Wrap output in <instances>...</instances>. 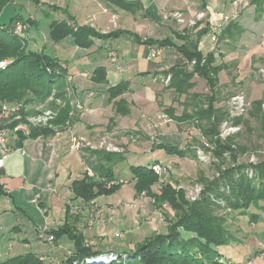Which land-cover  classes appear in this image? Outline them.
<instances>
[{
    "label": "crops",
    "instance_id": "crops-1",
    "mask_svg": "<svg viewBox=\"0 0 264 264\" xmlns=\"http://www.w3.org/2000/svg\"><path fill=\"white\" fill-rule=\"evenodd\" d=\"M124 1L138 2L140 4L138 11L123 10L113 0H42L39 4H32L35 10L43 13L42 16L46 20L59 12L58 15L62 19L60 21L67 20L75 27H90L101 35L117 34L106 39L92 38V47L86 49L79 47L73 36L59 43H53L56 47L53 48L52 53H59L62 60L57 56H50L58 59L68 73L66 82L67 91L71 95V112L67 124L60 130L57 126L52 127L53 133L42 134L37 138L28 137L30 129L26 125H21V132L27 138L22 144H19L16 133L10 131L8 134L11 152L4 169L0 170V183L7 193L36 192L35 200H31L32 205L38 203L42 209L45 208L46 214L51 213L53 218L48 222L57 221L58 227L48 228L43 222L44 217L29 220L34 225V229L39 231L40 228H44L53 238L51 233L65 223L66 205L71 209L74 226L85 237L86 224L83 223L85 216L89 217L90 221L101 214L112 218L117 214L118 207L131 206L137 212H144L146 209L143 207L150 204L155 211L147 215L144 226L154 224L152 219H155L159 212L154 206V200L145 193L137 195L131 173V167L136 164L131 163L130 159L142 163L140 160L144 157L140 155L143 154L146 158L149 156L151 159L149 163L136 166L150 167L154 163L161 164L162 154H167L168 158H175L162 148L163 145L186 150L182 147V134H180L181 125L185 122L173 120L167 112L172 108L175 110V115L181 117L185 107L178 105L181 100L179 97L176 99L177 96L168 88V77L164 74L175 66L187 64V61L175 47L162 48L158 44L149 45L146 41L151 40L156 43L169 39L177 46H182L184 37H189L190 40L197 38L206 27L209 28L212 21L225 16L236 14L238 17L235 21L241 24L242 8L250 5L248 0H232L229 7L228 0ZM234 3L237 5L234 6ZM253 11L255 7L251 6L244 14H249L251 18ZM201 12L206 14V19L199 21L200 24L194 27L182 25L174 17L175 13H180L186 21H189L195 19ZM36 23L33 28L39 30V20ZM50 23L45 34L47 40H50L48 37ZM31 39L40 41L38 34ZM199 45L204 54L214 51L212 49L214 41L210 34L203 35ZM45 48L44 46L43 49ZM151 48L160 49L162 54L152 59ZM154 60L156 61L153 62ZM99 69H103L105 74L97 75ZM189 69H192V65H189ZM103 78L106 80L104 83L95 80L100 81ZM121 83H128V91L113 102L109 101V89ZM196 89L193 93L198 92ZM120 99L127 101L128 115L119 114L120 109L117 108L116 103ZM54 116L56 118L57 113ZM164 116L170 120L168 124H164V119H158ZM81 140L84 142H80L77 146L76 142ZM107 140L114 141L117 145L116 151L109 152L124 157V161L114 165L115 183H122L123 186L113 195L101 196L90 204H85L82 199L75 198L71 189L72 184L83 179L86 174L94 179L98 176L101 163L96 151H104V148L98 147V144ZM90 143L93 146H89ZM166 165L171 167V164L166 163ZM43 177L46 181L42 180ZM155 188L157 185L153 186V191ZM80 206L81 215L78 212ZM89 207L92 213L88 216ZM36 211L40 213L38 209ZM115 227L116 225H113V228ZM155 232L159 233L154 229L145 238ZM64 240H67V245L73 248V242L67 237L60 239V243L59 241L54 243L59 246Z\"/></svg>",
    "mask_w": 264,
    "mask_h": 264
},
{
    "label": "trees",
    "instance_id": "trees-1",
    "mask_svg": "<svg viewBox=\"0 0 264 264\" xmlns=\"http://www.w3.org/2000/svg\"><path fill=\"white\" fill-rule=\"evenodd\" d=\"M27 1L39 4L42 0H0V16L8 5ZM113 2L128 12H136L140 7V4L135 1L113 0ZM251 4L255 7L256 18L263 19L264 0H252ZM20 6L22 7V5ZM23 22L25 25L29 24L30 28L37 25L36 21H32L31 18L24 19L20 16L14 18L8 26L3 27L0 24V61L12 60L6 69L0 70V101H22L26 106L41 105L53 93L54 88L61 90L54 99H61L63 104L62 106L58 105L57 108V103H54L55 111L58 112L55 120L51 122L53 128L57 126L60 130L62 126H66L68 115L71 112L70 99L66 93L67 70L63 68L58 59L46 54L44 51L27 50L24 45L25 36L16 35L14 32L16 25ZM199 24L197 23V26ZM243 30V26L238 22H230L216 41V49L222 43L235 40L242 35ZM206 34H210L208 27L195 39L190 40L189 37H184L182 46H177L169 39L156 43L149 40L146 43L149 45L158 44L162 48L175 47L185 58L187 64L175 66L164 74L166 77H170L168 88L179 98L186 97L183 103L185 109L181 117H177L175 110L172 108L168 109L167 112L173 120L178 122H193L195 124L196 122L197 124L205 122V126L200 124L198 126L202 128V135L213 142V138L218 134L219 127L225 121L226 113L214 106V95L207 96L205 101H201L202 95L193 93L197 86L195 79L199 78L205 81L208 89L214 93L220 83V73L225 70L228 71L229 66L227 63L216 64L217 55L215 51L204 54L200 50V40ZM115 35L117 34L101 35L90 27H75L70 25L69 21L60 20H54L50 23L48 33L49 39L55 43L73 36L76 44L84 49L92 47V38L106 39ZM193 62L195 64L192 65ZM189 65H192V69H189ZM98 73L105 74V71L99 69L97 75ZM95 80L98 83L106 81L105 78L100 81ZM128 89V83L111 87L108 91L109 101L113 102L120 98ZM116 104L117 108L120 109V115L129 114L127 101L120 99ZM23 115L27 116L28 113ZM253 122L258 125L260 137L264 139V99L256 100L251 104L246 120L242 118L236 120L237 124H244L247 129H250ZM20 124V121H15L8 125V129L12 131ZM52 127L45 129L31 127L28 137L37 138L42 134L53 133L54 129ZM16 134L19 138V144L27 139L21 130ZM234 138L231 137L226 142L220 140L217 142L215 155L223 161L224 154L231 152L234 161L228 165L225 171L219 170L221 177L207 185L199 201H190L186 197L185 190H177L170 183L164 187L162 186L160 191L155 193L152 188L158 184L159 177L152 171L151 166L135 165L131 167L137 195L140 196L145 193L146 196L154 200V206L157 209L168 206L175 212V216L168 221L166 232H155L136 244L134 248L126 249L122 254L114 252H112L114 255L112 253L108 254L90 246L84 234L74 226L71 209L68 207L65 223L51 233L55 242L67 237L74 245L69 256L61 264H89L84 263V261L94 258L97 261H102L100 259L103 256L106 258L108 255L117 256V262L103 260L101 264H108L109 262H111L109 264H228L229 261L220 253V248L230 246L234 238L227 227V221L217 215L216 205L209 195L215 193L218 198L224 200L231 207L230 209L243 215L252 206L258 207V203L264 202V165L260 167L250 165L252 168L247 164L238 165V162H236L238 154H244L248 149L245 145L236 143ZM232 146H237V149H233ZM162 148L171 155L187 157L188 154L187 151L178 147L163 145ZM96 155L101 163L97 173L98 176L94 179L86 174L83 179L75 181L71 187L75 198L82 199L85 204H90L101 196L113 195L123 186L122 183H115L114 174V165L124 161L123 155L105 150L96 151ZM192 156L195 158V153ZM248 167L253 170L254 176L259 174L261 178L254 177L249 180L248 173H244ZM237 175H239V179L235 181ZM199 180L200 182L204 181L203 177H200ZM109 184L110 186H108ZM4 195H7V193L0 183V196ZM255 217L251 216L255 222H258ZM125 256L129 258L125 259ZM0 264L53 263L46 262L45 259L33 253L1 259L0 250Z\"/></svg>",
    "mask_w": 264,
    "mask_h": 264
},
{
    "label": "rangeland",
    "instance_id": "rangeland-1",
    "mask_svg": "<svg viewBox=\"0 0 264 264\" xmlns=\"http://www.w3.org/2000/svg\"><path fill=\"white\" fill-rule=\"evenodd\" d=\"M231 1L232 0H228V7ZM248 2L250 5H247L244 9L242 8L241 18L243 16V22L241 24L244 28L242 35L233 41L222 43L217 49V42L213 40L214 46L212 45V49L217 55L216 64L220 65L227 63L229 66L228 71L225 70L220 73L219 86L214 93H212L208 89L205 81L196 78V91L198 92L195 94L202 95L200 100L205 101L207 96L214 95V106L222 109L223 113H226L225 121H223L222 125L219 127L218 134L213 138L212 142V140L202 135V128L198 126L200 123L197 124L196 122L195 124L193 122H185L181 125L180 134H182V147L188 152V157L173 155L172 157L175 158H168L169 156H167V154L160 155L162 160L161 164L163 166H167L166 163L171 164V167H168L167 179L165 183L160 186L164 187L170 183L177 190H185L187 198L193 193L194 189L200 188L201 193L197 201L202 198L207 185L221 177L219 170L221 169L222 171H225L228 165L232 164L234 161L231 152H226L224 154V163L215 155L217 142L219 140L221 142H226L227 139L235 137L234 139L236 143L247 147L248 151L246 153L238 154V159L236 160L238 165L247 164L250 168H252V166L260 167L264 165V139L260 137L258 125L253 122L250 129H247L244 124L236 123V120L238 119L242 118L243 120H246L248 118V111L254 101L264 99V17L262 20L257 19L255 11H253L254 14L251 13L253 15L251 18L249 17V14L245 15L244 12L246 9H249L252 6L251 0H248ZM32 4L33 3L30 2H20L19 4L8 5L1 13L0 24L3 27L8 26L14 18L19 16L24 19H28L29 17L32 21L36 22L39 20V30H36V28H30L29 24H26L28 25V31L24 35L26 38L24 45L28 51L42 50L45 51L46 54L57 56L62 60L59 53H52L53 48L56 47V45L53 44L55 42L47 40L45 37L49 23L53 20H62L61 16L58 15L59 12L55 14V16L46 20L42 16L43 13L40 10H35ZM20 5H22V7ZM241 5H243V2ZM32 11H34V13H31ZM190 20L195 21L196 18ZM184 25H189L188 20ZM36 34L39 35V42L35 40L32 41L31 39L32 36ZM44 46L46 47L45 49H43ZM115 54L117 53L115 52ZM6 60L12 62L11 59ZM60 91L61 90L54 88L53 93L48 96L44 101V104L41 105L26 106L22 101L0 102L7 103L10 106L21 104L22 111L20 116L22 119L19 120L20 123L23 126L26 125L29 129L31 127L35 129H45L52 127L51 122L55 118L54 114L56 115L58 112L55 111L56 107L54 103H57V108L58 105L62 106L63 104L61 99H54ZM66 93L67 97L70 99L71 95L67 89ZM237 95L243 96L245 99L244 102L248 105V110L246 108L245 112L242 111V108H234L233 106V98ZM177 98L178 96L176 99ZM185 99L186 97L184 96L180 97L179 100L181 101L178 105H183ZM45 112L53 113V119L46 123H41L40 125H34L29 122V119L37 118ZM179 112H181V110H179ZM24 113H28V115L24 116ZM13 119L14 117H11L10 119L6 118L4 122L6 123L7 121H10V123H14L15 121H13ZM158 119L163 120L164 118L158 117ZM165 120L166 119L163 120L164 124L170 122L169 119V121ZM226 122H228V125L226 126L228 129L236 128V130L234 132L226 130ZM204 124L205 122H201L200 125ZM102 143H104V141L98 144V147H101ZM106 143L117 150V145L114 141L107 140ZM90 144L93 146L92 143ZM232 148L237 149V146H232ZM104 150L106 149L104 148ZM198 151H202L207 160H201L198 156ZM235 152L237 153V151ZM194 153L196 155L195 158L192 156ZM140 156L144 157L140 160L142 163L135 162V160L131 161L132 159H130V162H133L134 165H146L151 160L149 156H147L149 159L143 154ZM175 165L176 168H174ZM249 167L244 171L245 174L248 173L247 177L249 180L254 177L261 178L259 174L254 176L253 170ZM91 175L93 174L91 173ZM200 177H203V182H200ZM237 179H239V175L236 176L235 181ZM42 180L46 181V178L43 177ZM159 184L160 183L156 184L157 188L154 189L156 193L160 191ZM35 194L36 192L26 193L22 191L20 193L19 191H16L14 193L9 192L7 195L0 196V238L2 240L0 242L1 259L12 258L20 254L33 253L45 259L46 262L61 264L69 256L72 247L70 248V245H67V240H64L62 245L59 246L54 243L55 239L50 243L47 240L50 235L44 228H40L39 231H37L36 228L34 229V225L31 224L29 219H40L42 217H44L43 222L48 228L56 229L58 227L57 221L51 220L48 222L49 219L53 218L51 213L46 214V211L44 210L45 208L42 209V206L38 203H36L37 205H32L31 200L35 198ZM195 195L196 194H194V197H197ZM209 197L216 205L215 208L217 215L227 221V227L234 238V241L230 246L220 248V253L229 261L228 264H264V202L258 203V207L252 206L248 212H244L246 214L243 215L230 209L231 207H229L224 200L218 198L215 193H211ZM19 207L23 209H20ZM67 208L68 205L65 206L66 211ZM81 208V206L78 207L79 215L82 214L80 210ZM143 208L146 209L144 212H137L136 209L131 206L128 208L118 207L116 209L117 214L114 217L111 218L108 215L101 214L98 218L94 217L92 222L88 219L89 217L87 218V216H85L83 223L86 224L84 230L87 237V243L95 249L105 251V253L108 254L112 252L122 254L126 249L134 248L136 244L142 242L145 236L150 234L152 230L155 229L159 233L166 232L168 221L174 218L175 212L168 206H164L161 209L156 208L160 214L158 213L155 219H152L154 223L152 226L147 225L148 227H145L144 224L147 221V215L155 210L150 204ZM36 209H38L41 214L38 213ZM87 211L89 216V214L92 213V210L89 207ZM251 216H256L255 218L258 222H255ZM112 223L113 225H116L115 228H113ZM8 239L10 240L5 242ZM103 257L100 259L102 261H97L94 258L86 259L84 263L101 264L103 260L109 259V255L106 256V258ZM115 257L116 259L111 260V262L118 259L117 256ZM124 258L128 259L129 257L125 256ZM105 263H107V261H105Z\"/></svg>",
    "mask_w": 264,
    "mask_h": 264
},
{
    "label": "built area",
    "instance_id": "built-area-1",
    "mask_svg": "<svg viewBox=\"0 0 264 264\" xmlns=\"http://www.w3.org/2000/svg\"><path fill=\"white\" fill-rule=\"evenodd\" d=\"M234 6L237 5V3L233 4ZM174 17L178 20V22L182 25L186 24V19L184 18V16L180 13H175ZM237 15L235 14L234 16H225L221 19L212 21L209 24V30H210V35L212 36L214 41H217L220 37V35L222 34L224 28L232 21H235L237 19ZM206 19V14L204 12H201L197 15L196 20H190L188 21V24L191 27H194L197 25V23L199 21H203ZM28 30V26L25 25L24 23H18L15 27V34L19 35V36H24L25 33ZM162 51L158 48H151L150 51V57L152 59H155L157 56L161 55ZM116 56V55H114ZM10 62L8 60H3L0 61V70H4L9 66ZM195 64V62L192 63V65ZM167 81H170V77L167 78ZM234 101V108H242V111L245 112L246 108L248 110V105H246V103L244 102L245 99L243 96L237 95L233 98ZM241 106V107H238ZM22 111V105L19 104L17 106H10L7 103H2L0 102V170L4 169L5 164H6V160L9 158L10 156V146H9V141H8V134L11 130L8 129V125L11 124L10 121H7L6 123L4 122L5 119H10L11 117H14L13 121H19L21 120V116L20 113ZM164 119H166L165 121H169L165 116L163 117ZM53 119V113L51 112H45L43 115L37 117V118H31L29 119V122L34 124V125H40L41 123H46L47 121H50ZM227 124L225 125V129L228 130L229 132H234L236 130V128H230L228 129L226 126L228 125V122H226ZM22 124L16 126L14 128V130H12L14 133H17L18 131L22 130ZM80 142H84V140L81 141H77L76 145L78 146L80 144ZM89 146H91L89 144ZM111 145L109 146V144H107L106 142L101 144V148H105L107 151H116V149L114 148H110ZM198 156L201 160H207L206 157L203 155L202 151H198ZM151 169L154 173L157 174V176L159 177V181L158 183L159 186L163 183H165L166 179H167V175H168V167L163 166L160 163H154L151 166ZM162 186H160L161 189ZM201 193L200 188H196L194 189L193 193L188 196V199L192 202L197 201L199 195ZM194 194H196L194 197ZM93 220V219H91ZM92 222V221H91ZM48 242H53L54 238L53 237H49L47 238ZM116 257L113 255L109 256V259H107V261H111V260H115Z\"/></svg>",
    "mask_w": 264,
    "mask_h": 264
},
{
    "label": "bare ground",
    "instance_id": "bare-ground-1",
    "mask_svg": "<svg viewBox=\"0 0 264 264\" xmlns=\"http://www.w3.org/2000/svg\"><path fill=\"white\" fill-rule=\"evenodd\" d=\"M104 258V257H103Z\"/></svg>",
    "mask_w": 264,
    "mask_h": 264
}]
</instances>
